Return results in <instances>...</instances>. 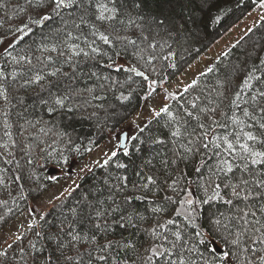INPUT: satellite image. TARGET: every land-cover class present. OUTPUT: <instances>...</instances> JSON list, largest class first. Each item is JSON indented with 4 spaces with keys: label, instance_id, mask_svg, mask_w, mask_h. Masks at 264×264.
<instances>
[{
    "label": "trees",
    "instance_id": "trees-1",
    "mask_svg": "<svg viewBox=\"0 0 264 264\" xmlns=\"http://www.w3.org/2000/svg\"><path fill=\"white\" fill-rule=\"evenodd\" d=\"M0 5H2L0 45L7 39L13 40L1 54L0 66L5 68L6 76L13 70L17 72L16 79L9 77L7 82L0 81L4 83L8 96L7 101L0 97L1 233L9 229L53 187L56 180H53L52 176L57 171H67L74 161H84L109 138L111 133L119 130L125 122L144 108L152 81H155L157 86L170 83L183 71L182 69L187 68L206 51L210 44L255 9L258 3L256 0H219L216 7L209 8L202 4V0H127L126 11L120 17L123 23L116 22V27L120 35L135 40L136 45H127L126 49L117 45L108 52L110 56L115 51L121 53L115 57V61L116 65L122 66L125 70L117 72L115 68L103 69V75L111 77L103 89L98 87L94 79L79 81L78 86L82 95L74 97L68 105L73 111L58 108L52 114H49L47 106L40 104L37 99V93L40 92L38 85L21 87L24 83L22 74L28 73L29 70L34 73L44 68V65L37 61V57L44 60L49 55L42 50L45 47L51 48L59 42L57 30H61L63 35L65 25L62 19L56 16L40 25L33 23L42 14L36 6L37 0H32L31 6L28 0H0ZM45 11L49 9L46 8ZM69 11L71 10L62 13L64 20H69ZM68 30L75 33L70 23ZM249 40L253 41L249 43ZM149 44H154L155 47H149ZM225 54L210 67L213 71L205 72L196 80L194 87L171 99L167 106L173 114L183 115L184 109L187 108L200 114L202 122L207 124L208 119H205L198 110L207 111L208 108L219 105L215 118L223 119L221 113L228 111L229 101L234 99V91L240 90L237 86L242 84L245 74L254 67H259L258 57L264 59V20L243 42H238ZM51 55L53 59L56 58L55 53ZM13 56L17 58L28 56L32 59V65L24 62L19 65L13 64ZM63 67L67 68L66 65ZM50 70L52 69H45ZM138 73H143L148 79L145 80L144 76ZM254 75L264 76V71H256ZM85 88H93L95 91L90 95L84 91ZM220 93L224 95L221 96ZM41 95L47 98L46 93ZM246 98L247 90H244L240 102L243 103ZM193 102L197 105L196 110L191 107ZM233 110L237 115L240 114L238 110ZM168 119L163 114L152 118L143 128L144 132L140 130L130 139L126 148L127 156L124 155V150H121L107 165L104 161L72 192L31 225L20 239L13 241L11 247L8 245L3 250L7 256H0V264H34V258L38 255L42 260V254L52 253L61 240L67 244L69 237L62 233L58 240L50 237H54L61 227L67 231L69 223L74 220L72 223L74 233L92 236L95 229L93 221L88 219L91 209L87 205L105 202L107 206L111 204L112 197L123 207L121 195L117 194L111 185L118 183L116 177L128 176L132 182L139 181L140 178L135 173L142 167L144 172L149 174L151 165L144 167L148 159H152L159 179L163 173L161 160L169 154L166 149H170L171 145L150 146L147 141L151 137L168 139L169 128L165 127ZM190 123L192 127L197 124L195 119ZM192 127L189 131H192ZM217 132L222 134L223 130L217 129ZM118 164H125L127 167L119 168ZM180 167L184 168V165L181 164ZM185 171L189 172L187 180H197L191 169ZM181 186L189 188L195 194L194 198L202 197L204 194L203 189L198 188L196 183L182 182ZM130 193L131 184L126 190V194ZM165 194L172 195L171 191H168L158 193V197ZM149 195L151 197V194ZM234 203L236 207L231 208V211L230 206L222 202L214 203L211 209L212 211L219 209L226 215H234L238 208L244 207V204L238 201ZM133 204L146 217L137 228L124 230L113 225L107 234L96 235L101 244L109 240L123 242L122 238L130 239L136 245L135 251L113 249L111 255L121 261L127 260L128 264H132L133 260L135 264H144L147 258L146 250L150 245L157 243L144 229L153 227L157 217L153 216L150 210L146 211V208H150L146 202L133 201ZM73 209L80 214L76 218L72 215ZM208 209V205L202 206V217L198 221L205 227ZM169 212L171 213V206ZM160 218L163 222L169 216L161 213ZM171 218L183 227L182 218L175 216ZM173 230L175 229L169 226V231ZM217 246L220 250H225L224 245ZM248 247L256 249V252L243 250L237 252L233 249L239 256V264H244L248 259L258 261L260 256H264V245L246 240L243 248ZM92 248L90 244H83L80 247L81 253L84 254V264H87L88 260L87 251ZM67 254L74 255V252ZM97 254L93 251V256ZM165 261L166 258H160L156 264H165ZM60 264H63L62 260ZM94 264L97 262L94 261ZM233 264H237L235 257Z\"/></svg>",
    "mask_w": 264,
    "mask_h": 264
},
{
    "label": "snow or ice",
    "instance_id": "snow-or-ice-1",
    "mask_svg": "<svg viewBox=\"0 0 264 264\" xmlns=\"http://www.w3.org/2000/svg\"><path fill=\"white\" fill-rule=\"evenodd\" d=\"M256 2L259 7L264 8V0ZM218 3L219 0H202V4L209 8L216 7ZM28 4L31 6L32 0H28ZM36 6L42 14L33 23L40 25L56 16L62 19L65 30L61 35V30L58 29L56 34L60 36L59 42L42 50L49 53L44 60L37 57L44 68L34 73L29 70L22 74L24 83L21 87L38 85L40 92L37 93V99L40 104L47 106L49 114L56 112L58 108H67L68 112H72L73 108L68 106L69 103L74 97L82 95L79 81L94 79L98 87L103 89L105 83L111 80L110 76L103 75V69L115 68L117 72L125 70L116 65L115 61V57L121 53L115 51L110 56L108 52L117 45L125 49L127 45H136L135 40L120 35L116 27V22L123 23L120 17L126 11L127 0H37ZM46 8L49 11H45ZM67 10H71L68 12L69 20H64L62 13ZM69 23L75 33L68 30ZM143 39L146 40L147 37ZM149 47L155 45L149 44ZM51 53L56 54L55 59ZM258 59L259 67H254L245 74L242 84L237 86L240 90L234 91V99L229 101L228 111L221 113L222 120L215 118L219 105L208 108L207 111L198 110L208 119L207 124L202 122L200 114L187 108L183 115L173 114L167 105L156 112L157 117L163 114L169 118L165 124L169 128V137L167 140L151 137L147 143L160 147L171 145L170 149H166L169 154L161 160L163 173L160 178H157L152 159L144 164V167L151 165L149 174L144 172L143 167L135 173L140 178L139 181L132 182L128 176L116 177L118 183L111 185V188L121 195L124 206L112 197L111 204L107 206L105 202L99 205L89 203L87 207L91 212L88 219L93 221L95 229L92 236L74 233V220L69 223L67 231L61 227L54 237H50L58 240L62 233L69 237L67 244L61 240L52 253L42 254V260L40 255L34 258V264H60L61 260L63 264H84V254L80 251L83 244L93 246L92 250L87 251V264H94V261L97 264H109L110 261L111 264H128L127 260L121 261L113 257L111 252L113 249L135 251L136 245L130 239L122 238L123 242L109 240L101 244L96 233L107 234L113 225L124 230L137 228L146 217L134 206L133 201L146 202L150 206L146 211L150 210L157 217L153 227L144 229L150 238L157 241L146 250L144 264H156L160 258H166L165 264H233L234 257L239 264L237 252H256L251 247L243 248L246 240L264 245V87L260 86L264 85V76L254 75L256 71H264V59ZM22 62L32 65V59L28 56L12 57L13 64L19 65ZM65 65L67 68L63 67ZM48 68L52 70L45 71ZM138 74L144 76L143 73ZM9 77L16 79L17 72L13 70L6 76L5 68L0 66V81L7 82ZM155 83L152 81V84ZM194 86L195 81L184 91L187 92ZM244 90H247V98L241 103ZM84 91L91 95L95 90L85 88ZM41 93H46L47 98ZM0 97L8 100L4 83H0ZM191 107L197 109L194 102ZM233 109L240 114L237 115ZM192 119L197 122L195 127L191 126ZM190 127L192 131H189ZM217 129H222L223 133H218ZM144 131L142 128L141 132ZM124 155H128L127 149H124ZM115 156L117 153L112 152L104 164L107 165ZM181 164L184 168L180 167ZM117 167L126 168L127 165L118 164ZM185 169H191L197 180H187L189 172ZM182 182L196 183L198 188L203 189V196L194 198L195 194L186 186L182 187ZM130 184L131 193L126 194ZM168 191L172 195L158 197V193ZM237 201L244 204V207L238 208L234 215L211 209L214 203L222 202L230 206L231 211V208L236 207L234 202ZM204 205L209 206L207 227L198 223ZM161 213L169 218L161 222ZM72 215L76 218L80 214L73 209ZM172 216L182 218L183 227ZM169 226L175 230L169 231ZM218 244L224 245L225 250H220ZM233 249L237 252H233ZM93 251L98 254L93 256ZM68 252H74V255H69ZM0 256L6 257L7 253L0 252ZM132 264H135L134 260ZM244 264H264V256H260L258 261L248 259Z\"/></svg>",
    "mask_w": 264,
    "mask_h": 264
},
{
    "label": "rangeland",
    "instance_id": "rangeland-1",
    "mask_svg": "<svg viewBox=\"0 0 264 264\" xmlns=\"http://www.w3.org/2000/svg\"><path fill=\"white\" fill-rule=\"evenodd\" d=\"M262 17H264V8L257 6L240 22L225 31L219 39L210 44L206 51L187 68L182 69L183 71L170 83L161 86H157V83H150L149 93L151 92V95H149L144 108L125 122L119 130L111 133L109 138L84 161H74L67 171H57L52 176V179L56 180L53 187L45 193L42 199L32 205L9 229L0 233V252H3L8 245L15 241L17 237H20L37 220H40L51 207L72 192L88 175L103 164L112 152L121 151V139L124 133L128 134L129 143L132 136L137 134L156 116V112L168 105L172 98L183 93L184 89L191 85L193 81L196 82L229 49L238 42H243L256 26L264 20ZM253 40H249V43ZM12 41V39H7L0 45V56L11 45Z\"/></svg>",
    "mask_w": 264,
    "mask_h": 264
},
{
    "label": "water",
    "instance_id": "water-1",
    "mask_svg": "<svg viewBox=\"0 0 264 264\" xmlns=\"http://www.w3.org/2000/svg\"><path fill=\"white\" fill-rule=\"evenodd\" d=\"M144 77H146V76L144 75ZM127 147H128V134L124 133L122 135V139H121V148H122V150H124Z\"/></svg>",
    "mask_w": 264,
    "mask_h": 264
}]
</instances>
